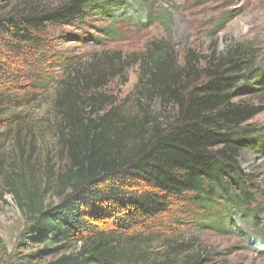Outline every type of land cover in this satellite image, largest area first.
<instances>
[{
  "label": "trees",
  "instance_id": "trees-1",
  "mask_svg": "<svg viewBox=\"0 0 264 264\" xmlns=\"http://www.w3.org/2000/svg\"><path fill=\"white\" fill-rule=\"evenodd\" d=\"M7 1L0 6V63L9 53L24 57L30 66L45 59L51 26L104 17L112 21L106 33L113 39L117 12L138 17L144 27L152 22L146 0H67L57 7ZM138 62L137 88L147 91L149 100L160 101L169 113L165 121L127 145L111 135V114L99 125L89 119L85 134L69 148L56 206L45 207L38 194L26 189L12 190L28 216L31 239L43 245V252H66L44 264H117L130 232L142 229L139 235H144L158 225L172 231L168 226L185 224L179 217L204 230L225 232L237 212L252 227H264V207L256 204L240 169L242 155L264 139L250 125L264 108L234 102L241 93L264 87V72L255 68L256 50L240 44L208 57L190 51L181 63L175 46L161 40L150 43ZM10 70L8 64L0 67V127L8 110L22 105L13 98L16 90L11 89L18 81ZM92 76L81 79L93 83ZM45 80L44 86L52 82ZM66 120L73 132L82 126L72 108ZM174 211L179 216L172 218ZM75 245H80L78 251L67 253Z\"/></svg>",
  "mask_w": 264,
  "mask_h": 264
},
{
  "label": "rangeland",
  "instance_id": "rangeland-1",
  "mask_svg": "<svg viewBox=\"0 0 264 264\" xmlns=\"http://www.w3.org/2000/svg\"><path fill=\"white\" fill-rule=\"evenodd\" d=\"M29 1L57 7L67 0ZM7 4L0 1V6ZM145 4L152 15L147 27L137 22L138 17L117 12V34L110 39L106 30L112 21L92 16L73 26H51L42 55L46 58L35 66L23 63L20 55L5 54L0 67L10 65L11 78L18 81L11 89L16 90L13 98L22 105L8 110L0 127V264H44L66 253L43 252V245L31 239L28 216L12 190L26 189L38 194L45 207L56 206L69 148L85 134L89 119L99 125L111 114V135L132 145L152 124L169 116L159 100H149L147 91L137 88L138 61L150 43L170 41L181 63L190 51L208 57L246 44L257 52L255 68L264 72V0H146ZM92 72L93 83L81 79ZM45 79L52 82L44 86ZM234 102L264 108V87L241 93ZM69 108L82 122L75 132L66 120ZM250 125L264 136V112ZM240 169L248 176L256 204L264 207V139L242 155ZM170 216L179 215L174 211ZM234 216L225 232L204 230L184 217L179 221L185 224L168 226L172 231L158 225L157 231L145 230L144 235H139L142 229L130 232L122 241L123 255L117 264H264V227H252L237 212ZM79 246L67 253L77 252ZM55 247L60 245L50 248Z\"/></svg>",
  "mask_w": 264,
  "mask_h": 264
}]
</instances>
